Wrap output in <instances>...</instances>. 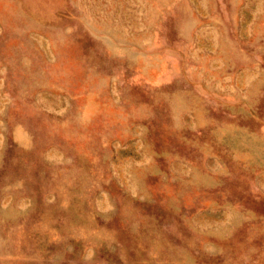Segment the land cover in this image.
Segmentation results:
<instances>
[{
  "label": "rangeland",
  "instance_id": "rangeland-1",
  "mask_svg": "<svg viewBox=\"0 0 264 264\" xmlns=\"http://www.w3.org/2000/svg\"><path fill=\"white\" fill-rule=\"evenodd\" d=\"M0 264H264V0H0Z\"/></svg>",
  "mask_w": 264,
  "mask_h": 264
}]
</instances>
